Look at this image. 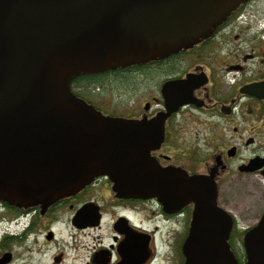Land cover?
Here are the masks:
<instances>
[{
	"label": "water",
	"instance_id": "obj_1",
	"mask_svg": "<svg viewBox=\"0 0 264 264\" xmlns=\"http://www.w3.org/2000/svg\"><path fill=\"white\" fill-rule=\"evenodd\" d=\"M245 1L0 0V201L44 208L107 175L118 198L193 205L184 264H237L215 183L150 155L171 103L148 122L106 116L71 82L187 49ZM242 246L245 264H264V215Z\"/></svg>",
	"mask_w": 264,
	"mask_h": 264
},
{
	"label": "flooded vegetation",
	"instance_id": "obj_2",
	"mask_svg": "<svg viewBox=\"0 0 264 264\" xmlns=\"http://www.w3.org/2000/svg\"><path fill=\"white\" fill-rule=\"evenodd\" d=\"M263 36L264 0H246L191 47L132 69L152 78L153 91L139 113L123 117L148 122L171 103L150 155L161 168L210 178L233 221L230 235L243 236L264 215ZM240 183L261 189L262 201L241 202ZM174 210L157 198L116 197L107 175L44 208L0 201V264H184L193 205ZM240 219L254 223L239 228Z\"/></svg>",
	"mask_w": 264,
	"mask_h": 264
},
{
	"label": "rangeland",
	"instance_id": "obj_3",
	"mask_svg": "<svg viewBox=\"0 0 264 264\" xmlns=\"http://www.w3.org/2000/svg\"><path fill=\"white\" fill-rule=\"evenodd\" d=\"M136 73L137 72L130 70L121 76L110 75L105 79L102 89L95 90L93 93L86 96V98L96 104L106 114L112 113L122 115L119 117H125L129 116V114L134 115L139 113L141 111V106H143L145 100H147L153 90L149 87L152 84V78L150 76L143 77L141 73L140 75ZM147 75L150 74L147 73ZM259 184L264 186L261 180ZM234 191L237 193L238 199L243 203L252 205L262 201L261 189L256 190L254 187L251 188L240 183L234 188ZM255 191H257V194L252 196ZM247 193H249V195ZM253 223V220L244 221L240 219L238 221V226L242 228ZM235 239V252L237 256H239L240 261H244V252L242 243L240 242L241 238L236 236Z\"/></svg>",
	"mask_w": 264,
	"mask_h": 264
},
{
	"label": "trees",
	"instance_id": "obj_4",
	"mask_svg": "<svg viewBox=\"0 0 264 264\" xmlns=\"http://www.w3.org/2000/svg\"><path fill=\"white\" fill-rule=\"evenodd\" d=\"M139 68L140 67H138V66H130L127 68H118L115 70H110L108 72L101 73V74L79 76V77L73 79V81L71 82V91L75 96L84 100L87 104L93 105L95 108L99 109V107L96 104H94L92 101L88 100L86 98V96L90 95L95 90L102 89L103 83L108 76H110V75L121 76L122 74L126 73L127 71H130L132 69L137 70ZM107 114L110 116H122V115H116V114H112V113H107ZM236 236L240 237L241 238L240 242H242V235H231L230 236V240H231L230 243L234 247V249H236V242H235ZM181 243H182V241H181ZM243 256L245 257V254ZM237 258L239 259V256H237Z\"/></svg>",
	"mask_w": 264,
	"mask_h": 264
}]
</instances>
